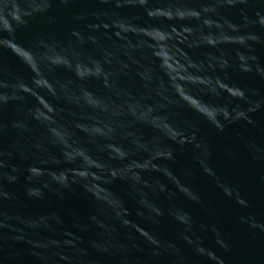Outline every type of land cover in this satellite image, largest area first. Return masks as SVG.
Listing matches in <instances>:
<instances>
[{
	"label": "water",
	"instance_id": "obj_1",
	"mask_svg": "<svg viewBox=\"0 0 264 264\" xmlns=\"http://www.w3.org/2000/svg\"><path fill=\"white\" fill-rule=\"evenodd\" d=\"M7 264H264V0H0Z\"/></svg>",
	"mask_w": 264,
	"mask_h": 264
},
{
	"label": "clouds",
	"instance_id": "obj_2",
	"mask_svg": "<svg viewBox=\"0 0 264 264\" xmlns=\"http://www.w3.org/2000/svg\"><path fill=\"white\" fill-rule=\"evenodd\" d=\"M5 259H7V257H5Z\"/></svg>",
	"mask_w": 264,
	"mask_h": 264
}]
</instances>
